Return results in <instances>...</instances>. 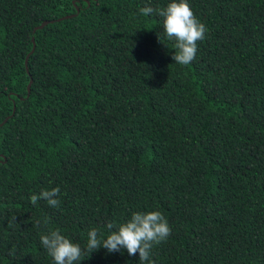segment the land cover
<instances>
[{
    "label": "trees",
    "instance_id": "trees-1",
    "mask_svg": "<svg viewBox=\"0 0 264 264\" xmlns=\"http://www.w3.org/2000/svg\"><path fill=\"white\" fill-rule=\"evenodd\" d=\"M171 2L0 0V264L151 211L172 229L154 264H264V0H188L207 33L187 66L140 13ZM56 187L59 207L31 204Z\"/></svg>",
    "mask_w": 264,
    "mask_h": 264
},
{
    "label": "clouds",
    "instance_id": "clouds-1",
    "mask_svg": "<svg viewBox=\"0 0 264 264\" xmlns=\"http://www.w3.org/2000/svg\"><path fill=\"white\" fill-rule=\"evenodd\" d=\"M140 13L145 16L155 13L164 18V33L169 41H174L176 49L171 57L174 63L187 66L194 61L197 44L205 39L207 29L194 15L188 0H172L162 9L143 7ZM59 195V187L43 190L38 195H32L30 202L35 205L37 201L44 200L50 207L57 208L60 206ZM44 223H48V218H45ZM105 228L110 233L106 238H102L97 229H90L86 247L83 248L62 235L59 229L41 235L40 242L54 264H80L85 256L88 258L101 248L108 253L125 249L129 256L138 253L140 264H154L150 260L153 246L166 241L172 232L168 221L159 211L136 212L118 228L112 222L107 223Z\"/></svg>",
    "mask_w": 264,
    "mask_h": 264
},
{
    "label": "water",
    "instance_id": "water-1",
    "mask_svg": "<svg viewBox=\"0 0 264 264\" xmlns=\"http://www.w3.org/2000/svg\"><path fill=\"white\" fill-rule=\"evenodd\" d=\"M47 23L46 22H43L38 28H42L44 25H46ZM37 29V28H36ZM31 41H32V44H33V46H32V49H31V51H30V53H32L33 52V50H34V40L33 39H31ZM29 53V54H30ZM27 59H28V56L25 58V61H24V64H25V67H26V69H27ZM27 71V70H26ZM30 83H31V81H29V83H28V85H27V93L29 92V87H30ZM7 120V118L3 121V123L5 122Z\"/></svg>",
    "mask_w": 264,
    "mask_h": 264
}]
</instances>
